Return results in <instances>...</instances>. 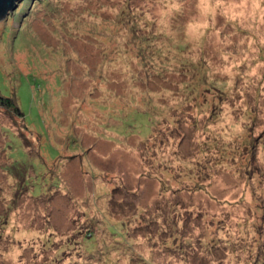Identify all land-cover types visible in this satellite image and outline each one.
<instances>
[{"label":"rangeland","instance_id":"rangeland-1","mask_svg":"<svg viewBox=\"0 0 264 264\" xmlns=\"http://www.w3.org/2000/svg\"><path fill=\"white\" fill-rule=\"evenodd\" d=\"M0 94V264H264V0H20Z\"/></svg>","mask_w":264,"mask_h":264},{"label":"trees","instance_id":"trees-1","mask_svg":"<svg viewBox=\"0 0 264 264\" xmlns=\"http://www.w3.org/2000/svg\"><path fill=\"white\" fill-rule=\"evenodd\" d=\"M0 110L5 111L11 119H19L23 123V113L20 111L19 107L16 105V100H15L14 95L13 96H2L0 94ZM23 125L24 127H22L21 130H24L26 127L24 123Z\"/></svg>","mask_w":264,"mask_h":264},{"label":"water","instance_id":"water-1","mask_svg":"<svg viewBox=\"0 0 264 264\" xmlns=\"http://www.w3.org/2000/svg\"><path fill=\"white\" fill-rule=\"evenodd\" d=\"M20 0H0V17L8 11H13Z\"/></svg>","mask_w":264,"mask_h":264}]
</instances>
